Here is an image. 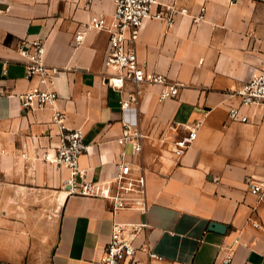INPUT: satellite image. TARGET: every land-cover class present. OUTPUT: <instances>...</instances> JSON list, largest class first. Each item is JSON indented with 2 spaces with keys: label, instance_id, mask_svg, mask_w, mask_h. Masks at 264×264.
<instances>
[{
  "label": "crops",
  "instance_id": "0c3cea01",
  "mask_svg": "<svg viewBox=\"0 0 264 264\" xmlns=\"http://www.w3.org/2000/svg\"><path fill=\"white\" fill-rule=\"evenodd\" d=\"M157 1L186 12L171 26L147 19L136 57L180 88L159 101L164 85H142L135 154L117 142L121 93L106 81L107 32L90 30L80 46L72 42L92 17L110 21L112 0H0V264H96L114 222L145 223L136 244L145 240L164 264H219L229 248L230 264H264V107L243 109L247 123L228 116L237 105L232 91L264 63V0ZM202 6L205 18L194 23ZM33 39L44 43V63L60 69L46 84L57 94L53 109L21 106L38 81L25 78L18 46ZM55 111L83 133L79 166L87 181L106 183L119 162L143 175L145 213L113 212L106 199L70 193L68 171L42 160L57 145ZM186 128L196 138L176 158L173 142ZM250 181L263 186L259 195ZM210 223L225 231L209 230Z\"/></svg>",
  "mask_w": 264,
  "mask_h": 264
},
{
  "label": "built area",
  "instance_id": "2783aa9c",
  "mask_svg": "<svg viewBox=\"0 0 264 264\" xmlns=\"http://www.w3.org/2000/svg\"><path fill=\"white\" fill-rule=\"evenodd\" d=\"M87 4L92 0H86ZM113 13L109 22L103 17H92L82 24L73 35V45L80 46L87 31H105L108 34L107 54L104 60L106 69L111 71L106 76L107 84L121 93L119 100L120 121L124 134L117 139L120 145L129 144L132 152L140 153L143 134L139 128L138 103L142 93V85H164L159 101L177 96L180 85L168 83L165 76L146 71L138 62L135 53V43L141 26L147 19L163 20L168 26L174 23L179 12L160 4L157 0H112ZM160 5V6H159ZM162 7L163 10L153 7ZM205 7H201L193 22L203 21ZM18 52L24 61L25 78L29 81L37 79L38 85L30 88L21 96V106L24 111H37L54 108L57 94L46 84H52L53 78L60 69L49 67L44 63V43L40 39L24 41L18 46ZM126 87H130L129 90ZM237 100V105L228 109L231 121L247 123L248 116L243 109L248 107H264V63L258 72L247 82L230 94ZM63 115L55 111L52 123L59 127L58 141L51 155L42 154V160L54 165L57 169H66L69 173L65 180L72 194L106 199L111 203L112 211L134 209L146 211V190L143 175H133L127 162L118 163V171L106 183H96L86 180V173L79 166V158L86 151L83 133L80 129H68L63 124ZM196 138V130L186 128L174 142L172 153L174 157H182ZM24 156V155H23ZM251 192L256 195L263 186L253 181L248 183ZM147 225L145 223L114 222L103 255L96 264H164V258L154 251L144 240L136 244L138 236ZM233 250L228 249L221 257L219 264H230Z\"/></svg>",
  "mask_w": 264,
  "mask_h": 264
},
{
  "label": "water",
  "instance_id": "95a60500",
  "mask_svg": "<svg viewBox=\"0 0 264 264\" xmlns=\"http://www.w3.org/2000/svg\"><path fill=\"white\" fill-rule=\"evenodd\" d=\"M209 230H214L217 231L218 233H223L225 231V227L217 223H210Z\"/></svg>",
  "mask_w": 264,
  "mask_h": 264
}]
</instances>
